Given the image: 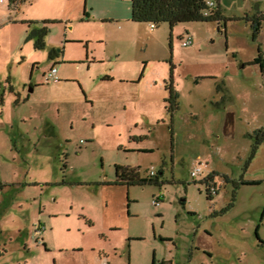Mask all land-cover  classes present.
<instances>
[{"label":"rangeland","instance_id":"374dc122","mask_svg":"<svg viewBox=\"0 0 264 264\" xmlns=\"http://www.w3.org/2000/svg\"><path fill=\"white\" fill-rule=\"evenodd\" d=\"M219 6L220 30H170L132 22L130 0L0 3V264H264V141L244 167L264 128V72L248 64L264 57V20L252 39L246 16H264V0ZM115 165L153 167L162 183L111 184ZM210 172L212 199L199 182Z\"/></svg>","mask_w":264,"mask_h":264},{"label":"trees","instance_id":"16d2710c","mask_svg":"<svg viewBox=\"0 0 264 264\" xmlns=\"http://www.w3.org/2000/svg\"><path fill=\"white\" fill-rule=\"evenodd\" d=\"M9 7H16L19 3L32 0H8ZM210 0H130V20L135 23H149L153 24L154 27L161 23H167L170 30L173 26L178 23L187 22H216L217 28L220 30V23H226V18L223 15L219 0L217 1V7L209 5ZM213 1V0H212ZM250 21L252 27V39H255L261 30V23L264 20L262 12L255 15L252 18H246ZM29 24L33 22L28 21ZM46 32L45 28L35 29L32 32L34 37V46L36 48H42L44 44V34ZM224 32L226 30L224 29ZM185 33H188L186 30ZM182 38V36H180ZM48 57L54 59L57 57V52L52 48L48 51ZM248 64H257L260 68L261 73L264 72V57L260 48H258V54L254 57ZM245 65V63H243ZM173 66L171 65L169 71V77L163 81L164 89L167 91V97L164 99L166 103V111L169 113L171 118V123L173 119L174 112L179 108V93L175 88L173 80ZM109 78V77H105ZM216 88H219L217 84ZM3 89L0 88V105L3 104ZM224 96H222L220 102H213L215 107L219 106V103H223ZM49 130V129H48ZM50 131V130H49ZM250 138L253 139L252 145L250 147V154L244 163L245 169L247 168L250 161L254 158L259 145L264 141V128L260 127L255 129L251 134H248ZM141 139V138H140ZM216 172H210L205 177L199 180V182L204 183L206 186V197L212 199L218 192L217 184L214 180V175ZM115 180L111 184L116 185H145L154 184L160 185L162 183L161 176L158 174H148L141 175L138 167H124L120 165H115ZM226 179L227 177L224 176ZM196 182V181H194ZM241 184H256L257 181L254 180H241ZM214 189V192H212ZM235 192L232 194L231 201L219 211L212 212V215H218L226 212L234 203ZM264 213V211H263ZM258 227L256 228V236L261 243L264 241L260 239L258 235Z\"/></svg>","mask_w":264,"mask_h":264},{"label":"built area","instance_id":"2783aa9c","mask_svg":"<svg viewBox=\"0 0 264 264\" xmlns=\"http://www.w3.org/2000/svg\"><path fill=\"white\" fill-rule=\"evenodd\" d=\"M2 2H3V0H0V3H2ZM209 5L213 6L214 2L212 0H210ZM150 28L154 29L155 27L153 24H150ZM191 43H192V38L190 37V35L187 34L184 37L182 36V38H181V45L182 46H188ZM44 77H45L46 81H49V80L56 81L58 79L56 65H52ZM205 167H206L205 162L198 161L190 171L191 177L196 179L197 177L201 176L203 174ZM154 173H155L154 168L150 167L149 174H154ZM212 192H214V189H212ZM153 202H154V204H157L159 201L154 200ZM40 231H41V229L38 227L35 232L39 233Z\"/></svg>","mask_w":264,"mask_h":264},{"label":"crops","instance_id":"0c3cea01","mask_svg":"<svg viewBox=\"0 0 264 264\" xmlns=\"http://www.w3.org/2000/svg\"><path fill=\"white\" fill-rule=\"evenodd\" d=\"M258 14H259V13H258ZM258 14H256V15H258ZM254 16H255V15L249 17V16L247 15L246 18H252V17H254ZM249 22H250V21H249ZM187 31H188V30H187ZM191 44H192V43H191ZM185 47H186V46H185ZM54 62H55V61H54ZM56 63H57V62H55V64H56ZM0 184H1V183H0ZM2 186H4V185H2Z\"/></svg>","mask_w":264,"mask_h":264}]
</instances>
